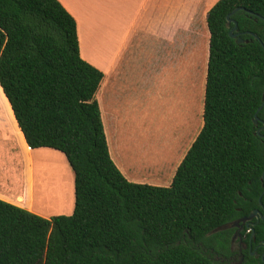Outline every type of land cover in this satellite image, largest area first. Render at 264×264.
Returning a JSON list of instances; mask_svg holds the SVG:
<instances>
[{
  "label": "trees",
  "instance_id": "1",
  "mask_svg": "<svg viewBox=\"0 0 264 264\" xmlns=\"http://www.w3.org/2000/svg\"><path fill=\"white\" fill-rule=\"evenodd\" d=\"M207 25L203 126L172 183L154 185L130 181L111 156L96 97L105 74L81 56L75 17L59 0H0V85L28 145L62 152L75 183L70 215L0 199V264H217L214 252L228 254L233 229L222 227L264 208V0H218ZM254 230L256 246L264 220ZM208 238L220 239L206 245L214 252L195 243ZM258 251L242 264H264Z\"/></svg>",
  "mask_w": 264,
  "mask_h": 264
},
{
  "label": "crops",
  "instance_id": "2",
  "mask_svg": "<svg viewBox=\"0 0 264 264\" xmlns=\"http://www.w3.org/2000/svg\"><path fill=\"white\" fill-rule=\"evenodd\" d=\"M59 1L76 19L81 56L105 74L96 94L105 129L107 123L125 120L126 113L139 112L142 103L157 96V69L152 64L158 47L166 39L169 42L170 35L173 39L174 28L178 31L182 0ZM189 3L190 0L186 5ZM149 50L151 54L146 58ZM125 105L129 109H124ZM110 142L121 163L118 140L111 136ZM145 145L142 155L148 152L147 142ZM54 151L57 150L32 149L28 145L0 85V199L47 218L63 214L66 207L45 213L43 205L37 209L35 204L36 184L43 177L39 174L37 180L36 171L43 165V157L57 155ZM73 200L68 214L74 211Z\"/></svg>",
  "mask_w": 264,
  "mask_h": 264
},
{
  "label": "rangeland",
  "instance_id": "3",
  "mask_svg": "<svg viewBox=\"0 0 264 264\" xmlns=\"http://www.w3.org/2000/svg\"><path fill=\"white\" fill-rule=\"evenodd\" d=\"M188 1H181L178 31L174 28L173 39L170 35L169 42L166 39L164 45L158 47L152 64L157 69V96L142 103L139 112L132 110L126 113L125 120L113 121L107 123L108 128L106 126L113 159L135 182L169 186L203 126L210 40L207 15L218 0H190L191 3L186 5ZM150 54L151 50L146 58ZM146 58L143 61L146 62ZM123 108L129 109L127 105ZM111 136L116 142L118 140V155L123 166L114 154ZM146 142L148 152L142 155ZM54 152L66 165L63 167L65 184L61 185L59 195L56 192L50 194L44 187L48 174L41 173V182L36 184L39 192L35 195L36 208L40 205L38 198L44 194L47 200L50 199L43 205L45 213L62 211V207H66L63 214L70 215L67 212L72 208L73 199L75 205L74 172L66 156L60 151ZM149 162L153 164L150 166ZM38 171L37 180L41 175ZM55 178L61 176L56 173Z\"/></svg>",
  "mask_w": 264,
  "mask_h": 264
},
{
  "label": "flooded vegetation",
  "instance_id": "4",
  "mask_svg": "<svg viewBox=\"0 0 264 264\" xmlns=\"http://www.w3.org/2000/svg\"><path fill=\"white\" fill-rule=\"evenodd\" d=\"M253 219V221L250 222L251 226L253 223H256ZM261 221V220H260ZM249 221H241L238 226L232 227L230 229H233V233L231 236V243H230V249L227 255L220 256L214 252V249L210 246H206L207 244H210L211 242H214L215 244H219L220 239L214 238V239H204L200 240L198 242H195L198 247L203 249L204 251H208V249H211L213 254V259L217 262V264H242L245 259L246 253H249L251 256L259 257V249L264 247V241L262 243L254 245L256 242L255 234L253 235V229L252 227H249L248 224ZM255 231V230H254ZM264 252L262 254L263 259ZM264 260V259H263Z\"/></svg>",
  "mask_w": 264,
  "mask_h": 264
},
{
  "label": "bare ground",
  "instance_id": "5",
  "mask_svg": "<svg viewBox=\"0 0 264 264\" xmlns=\"http://www.w3.org/2000/svg\"><path fill=\"white\" fill-rule=\"evenodd\" d=\"M45 159H42L43 161V165L40 166L38 168V173L40 172V174H48V180L45 183V189L48 191H50V194H53L56 192L57 195L59 190L62 189L61 187L65 184V178H64V168H65V164H63V161L61 160L60 156L58 155H50L47 157H43ZM64 167V168H63ZM59 174L61 176V178H55V174ZM63 184V185H62ZM62 185V186H61ZM49 188V189H48ZM36 190V195L38 192L37 189ZM42 194L39 198H38V202L40 203V205H45L46 203L50 202V199L47 200L45 198V195ZM37 201V199H36ZM43 203V204H41ZM41 210V209H40Z\"/></svg>",
  "mask_w": 264,
  "mask_h": 264
},
{
  "label": "water",
  "instance_id": "6",
  "mask_svg": "<svg viewBox=\"0 0 264 264\" xmlns=\"http://www.w3.org/2000/svg\"><path fill=\"white\" fill-rule=\"evenodd\" d=\"M239 8H237L234 12L238 11ZM233 12V13H234ZM228 23L231 24V23H234V26L233 28H231L230 30V36L233 37V38H236L237 42L238 43H244L245 42V39H243L241 36H240V32L237 31L238 29V23L237 21H235L234 19L231 18V14L228 15ZM254 36L256 38H259L258 35L254 34ZM264 105V104H263ZM262 105V106H263ZM262 106L258 109V112L261 110ZM258 112L257 114L255 115V119H254V122L256 124L262 122L258 116ZM264 130V123H263V126L259 128L258 132L261 133V131ZM262 179L264 180V174H263V177ZM261 206L263 207V204L261 203ZM253 219H257V222L258 223L260 220H264V208H263V211L260 210V209H254L248 216L246 217H243L242 219H239V220H236V221H233L231 223H228V224H225L222 228L223 229H228V228H232V227H235V226H238L240 224L241 221L245 222V221H249L248 222V226L249 227H252L253 229V235L255 234V231H254V226L256 223H253L252 226L250 224L251 221H253ZM263 259H264V255H263Z\"/></svg>",
  "mask_w": 264,
  "mask_h": 264
}]
</instances>
